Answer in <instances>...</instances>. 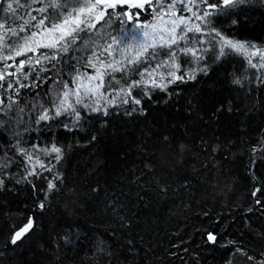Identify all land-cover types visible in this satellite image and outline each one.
Segmentation results:
<instances>
[{
    "label": "trees",
    "instance_id": "trees-1",
    "mask_svg": "<svg viewBox=\"0 0 264 264\" xmlns=\"http://www.w3.org/2000/svg\"><path fill=\"white\" fill-rule=\"evenodd\" d=\"M223 26L230 36L264 45V4L257 0L239 13L238 25ZM209 63L207 76L173 86L170 100L157 93L146 101L144 115H114L103 130L94 123L75 136L61 129L63 143H79L63 163L62 191L46 210L35 207L30 186L0 193V264H247L236 247L264 249V215L246 211L251 146L264 131V90L248 97L231 85L233 74H246L239 56L222 62L213 56ZM90 133L98 135L92 143ZM201 139L219 150L203 152ZM181 143L187 146L182 163ZM254 170L264 176V162ZM29 216L34 230L11 245V232ZM69 225L79 229L80 243L57 250L54 240ZM208 232L219 243L207 244ZM98 241L111 256L99 252Z\"/></svg>",
    "mask_w": 264,
    "mask_h": 264
},
{
    "label": "snow or ice",
    "instance_id": "snow-or-ice-1",
    "mask_svg": "<svg viewBox=\"0 0 264 264\" xmlns=\"http://www.w3.org/2000/svg\"><path fill=\"white\" fill-rule=\"evenodd\" d=\"M255 2L0 0V193L30 186L35 207L43 213L62 191L63 163L79 143H63L61 129L75 136L94 123L103 130L114 115H144L145 102L157 93L170 100L173 86L207 76L213 56L215 62L239 56L246 64V74H233L235 89L248 97L264 90V45L230 36L223 26L229 21L238 25L239 13ZM256 103L262 101L257 98ZM97 139L90 133L88 142ZM201 149L211 155L219 145L201 139ZM186 151L185 144L177 146L181 163ZM258 162H264V131L251 146V203L246 210L258 208L264 215V176L254 170ZM160 190L166 193L168 185ZM110 207L117 211L114 202ZM34 228L35 216H29L11 232V245L18 247ZM80 236L69 225L54 240L56 249L72 251ZM206 243L216 245L218 235L208 232ZM96 247L111 256L103 241ZM236 251L247 264H264V249Z\"/></svg>",
    "mask_w": 264,
    "mask_h": 264
},
{
    "label": "water",
    "instance_id": "water-1",
    "mask_svg": "<svg viewBox=\"0 0 264 264\" xmlns=\"http://www.w3.org/2000/svg\"><path fill=\"white\" fill-rule=\"evenodd\" d=\"M23 227V226H22Z\"/></svg>",
    "mask_w": 264,
    "mask_h": 264
}]
</instances>
